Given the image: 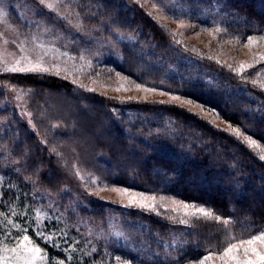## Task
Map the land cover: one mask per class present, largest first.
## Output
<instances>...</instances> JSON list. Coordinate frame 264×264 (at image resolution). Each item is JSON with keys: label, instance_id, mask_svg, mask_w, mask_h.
Instances as JSON below:
<instances>
[{"label": "trees", "instance_id": "obj_1", "mask_svg": "<svg viewBox=\"0 0 264 264\" xmlns=\"http://www.w3.org/2000/svg\"><path fill=\"white\" fill-rule=\"evenodd\" d=\"M96 2L106 13L103 19L127 38L122 65L116 66L123 75L211 109L239 135L176 103H120L51 77L0 74V123L7 114L1 108L5 82L37 93L35 116L41 125L47 118L40 115L49 113L53 104L51 94L64 95L78 115V120L55 115L53 120L62 127L50 135L47 130L45 139L22 126L8 128L0 136V145L7 147L0 152V161L5 163L1 169L12 192H33L41 186L55 194L83 196L81 184L63 165L69 161L86 168L93 163V171L107 184L174 196L196 208L185 218L169 211L132 208H106L104 216L100 205L91 204L88 213L93 218L106 222L108 217H118L130 236L147 244L149 253L144 247V255L137 259L128 250L113 251L130 264H197L206 256L222 253L229 237L235 243L259 235L264 230V61L235 71L204 51L178 43L132 0ZM218 2L234 19L229 25L231 37L264 38V0ZM79 106L85 110L78 113ZM82 126L95 132L94 147L80 140L82 147L75 130ZM27 140L37 155L31 154ZM61 143L66 147H60ZM53 151L64 156L56 157ZM200 208L212 215H202L197 211ZM114 253L100 260L106 262L112 256L110 264H121L114 260ZM99 254L96 249L88 263L93 264ZM78 260L86 264L85 258Z\"/></svg>", "mask_w": 264, "mask_h": 264}, {"label": "rangeland", "instance_id": "obj_2", "mask_svg": "<svg viewBox=\"0 0 264 264\" xmlns=\"http://www.w3.org/2000/svg\"><path fill=\"white\" fill-rule=\"evenodd\" d=\"M132 1L163 30L172 34L178 43L204 51L235 71H246L264 61V38H252V43L249 44L248 39L231 37L229 25L234 19L218 0ZM49 4L53 7L49 8ZM0 14L3 15L0 20V74L51 77L77 90H86L120 103L138 104L155 100L176 103L225 129H236L205 106L182 97L173 99L178 96L172 92L141 85L123 75L116 66L122 65L127 38L115 31L111 22L103 19L106 13L103 14L99 2L44 0L41 3L40 0H0ZM38 60H42L41 70H6L13 66L33 67ZM137 84L141 87L137 88ZM262 85L264 86V82ZM145 88L155 91H145ZM3 91L1 108L9 115L2 118L4 121L0 123V136L5 135L8 128L22 126L29 132L36 133L37 138L45 139L47 130L50 135L51 131L62 127V123L53 120L55 115H60L62 119L70 117L78 120L71 101L62 94L49 95L53 104L49 106V113L47 110L40 115L47 118L44 125H41L35 116L37 106L34 105V100L38 95L32 88L5 82ZM79 107L78 113L85 110L83 106ZM46 125L49 126L48 129H45ZM82 128L75 127L79 141L94 147L91 142L95 132L85 126ZM12 132L17 138L15 131ZM94 138L97 139V136ZM70 142L76 143L73 140ZM25 145L29 146L32 155L38 154L28 140ZM66 145L61 143L59 146ZM6 149L7 147L0 145V152ZM56 152V157L64 156L59 151L56 155ZM4 164L0 161V264H83L79 258H85L86 264H89V258L96 249H99L100 254L92 263L110 264L112 256H108L104 262L100 260L102 255L128 250L137 259L139 254L144 255V247L146 253H149L147 244L130 236V231H125L119 224L118 217L112 220L108 217L106 222L99 217L98 220L93 218L88 213L92 208L91 204L100 205L104 216L107 213L106 208L142 209L154 213L169 211L181 218L196 211V208L174 196L147 194L107 184L93 171V163L86 168L74 162L69 164V161H65L66 165H63L66 172L81 184L85 199H81V194H55L41 186L36 187L33 192H12L10 181L1 169ZM114 189H127L129 193L136 194L135 199ZM141 204L147 207H142ZM25 236L29 239L25 240ZM90 243L93 248H89ZM234 244H238V241ZM34 248L39 251L34 252ZM243 248L249 249L247 256ZM252 248L264 255V242L255 241L252 245H243L239 253L235 254L236 260L252 259L256 260V264L263 263L264 261L256 258ZM113 256L117 263L130 264L116 253ZM208 257L210 258L206 264H235L231 255L222 256L219 253ZM147 258L146 254L145 262H148Z\"/></svg>", "mask_w": 264, "mask_h": 264}, {"label": "snow or ice", "instance_id": "obj_3", "mask_svg": "<svg viewBox=\"0 0 264 264\" xmlns=\"http://www.w3.org/2000/svg\"><path fill=\"white\" fill-rule=\"evenodd\" d=\"M41 3L44 2V0H40ZM49 8L53 7L52 4L48 5ZM3 19V15L0 14V20ZM248 43L251 44L252 43V38L249 37L248 38ZM25 59H27V57H25ZM19 63V62H17ZM41 64H42V60H38L37 64L33 67H17V66H13L11 68H7V71H11V72H28V71H37V70H41ZM44 71H47V69H43ZM137 88H140L141 85L137 84L136 85ZM145 91H155V89H150V88H145ZM173 99H179V97H173ZM234 132H236L237 135H239V131L234 129ZM245 139H248L247 137H245ZM250 143H254L252 141H249ZM261 159H264V156L261 157ZM95 182V181H93ZM114 191L120 192V193H124V194H129L132 196L133 199H135V195L134 193H129L127 189H114ZM142 195V194H141ZM154 199V198H153ZM142 207H147V205L141 204ZM185 207H188V205H184ZM199 213H201L204 216H211L212 213L211 212H207L205 211L203 208H200L197 210ZM217 220L220 219V217H216ZM182 222H186V221H182ZM229 223V221L225 220L224 224L227 225ZM25 240H28L29 238L27 236L24 237ZM234 239L233 237H229L228 240L226 241V243L228 244V247L223 249L222 252V256H229L231 255V258L235 261V264H256V260H252V259H245L243 261H239L236 260V255L237 253H239L241 247L245 244L248 245H252L255 241H262L264 242V230H260L259 235H254L251 237V239L249 240H244V239H240L238 241V244H234L231 243V240ZM34 252H38L39 249L38 248H34L32 249ZM249 249L248 248H243V252L245 254V256H247ZM251 251L253 253H255V256L258 260L260 261H264V255H262L260 252H257L255 248H252ZM210 257L206 256L203 259L199 260V264H206V261L209 259ZM118 260L120 259L119 257L117 258Z\"/></svg>", "mask_w": 264, "mask_h": 264}]
</instances>
